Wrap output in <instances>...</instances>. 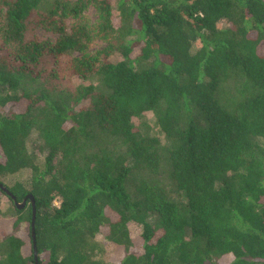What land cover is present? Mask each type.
Wrapping results in <instances>:
<instances>
[{
	"label": "trees",
	"instance_id": "obj_1",
	"mask_svg": "<svg viewBox=\"0 0 264 264\" xmlns=\"http://www.w3.org/2000/svg\"><path fill=\"white\" fill-rule=\"evenodd\" d=\"M0 184V264H264V0H0Z\"/></svg>",
	"mask_w": 264,
	"mask_h": 264
},
{
	"label": "rangeland",
	"instance_id": "obj_2",
	"mask_svg": "<svg viewBox=\"0 0 264 264\" xmlns=\"http://www.w3.org/2000/svg\"><path fill=\"white\" fill-rule=\"evenodd\" d=\"M89 13L92 17H94V11H90ZM40 34L45 35L44 32H40ZM143 124L145 125L146 133H149L151 136H155V137L160 138L162 140V142L164 141V135L162 134L161 129L159 128L157 121H156V118L154 117L153 114H151V113L146 114V116L143 120ZM36 136H37L36 133H33L30 135V137L27 140V147H28V150L30 152H35L39 156L38 162L40 164H43V161H44V158H45L47 152L45 150H43V151L40 150V146L42 145V143L37 142L38 139ZM28 176H29L28 173L24 172L23 175H17L13 178H9V179L5 180V182L13 183L14 181H17V180L18 181H24L28 178ZM140 183H141V179L136 180L137 186ZM134 187L136 188L135 183H134ZM56 204L59 205L58 202H56ZM8 206L9 205H8L7 199L3 198V210L6 211L8 209ZM10 220H11L10 218H4V219L0 218V221L4 222L8 226H10ZM130 230H131L132 235L136 236L141 232V227H138L137 225L132 224L130 226ZM102 247L104 248V250L106 249V256H104V257H106L108 260L109 258H111V254L110 255L107 254V252L109 253V248L106 247L105 244ZM114 260H115V262H117L119 260V258H114Z\"/></svg>",
	"mask_w": 264,
	"mask_h": 264
},
{
	"label": "water",
	"instance_id": "obj_3",
	"mask_svg": "<svg viewBox=\"0 0 264 264\" xmlns=\"http://www.w3.org/2000/svg\"><path fill=\"white\" fill-rule=\"evenodd\" d=\"M0 189H2L8 196H10L13 201L15 202L18 209H22L26 206L27 201L31 200L32 203V221H31V233H32V239H33V245H34V253H35V259L37 260V246H36V235H35V221H36V206H35V200L32 195L27 196L22 203L18 202L15 198V196L2 184H0Z\"/></svg>",
	"mask_w": 264,
	"mask_h": 264
}]
</instances>
